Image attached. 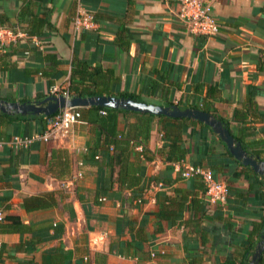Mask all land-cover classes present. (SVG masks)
<instances>
[{"label":"crops","instance_id":"0c3cea01","mask_svg":"<svg viewBox=\"0 0 264 264\" xmlns=\"http://www.w3.org/2000/svg\"><path fill=\"white\" fill-rule=\"evenodd\" d=\"M81 3L93 25L75 30L76 0H0V24L18 34L0 48V98L35 101L54 85L69 96L90 87L207 107L232 134L246 118V140L264 138V0H211L219 22L211 36L187 31L174 0ZM83 111L49 140L0 145V209L23 225L0 232V264H240L264 201L250 186L254 171L211 128L185 121V155L174 160L176 123L118 111L116 133L129 138L118 162L106 126ZM40 115L0 111V139L42 132ZM183 165L225 181V202L208 201L198 175L181 176ZM22 241L32 249H19ZM160 248L164 255L150 256Z\"/></svg>","mask_w":264,"mask_h":264},{"label":"built area","instance_id":"2783aa9c","mask_svg":"<svg viewBox=\"0 0 264 264\" xmlns=\"http://www.w3.org/2000/svg\"><path fill=\"white\" fill-rule=\"evenodd\" d=\"M176 2L177 9L174 14L184 24L187 31L193 34H203L211 36L219 31V22L215 18L212 12L211 0H174ZM77 8L74 18L72 20L75 30L82 28H88L93 25L92 12L84 7L81 0H76ZM14 33L7 26L0 24V48H2L6 42L13 41L17 38ZM38 43V42H36ZM27 53V51H25ZM48 93L50 95H60V87L54 85L49 88ZM62 95L68 97V91L63 90ZM105 113V110H101ZM81 119V112L79 108H61L53 115L46 119L45 129L42 132H36L32 135H12L7 139H0V145L8 144L14 149L27 147L33 139H42L44 141L67 131L75 123ZM198 175L205 186V195L210 202H225L228 194L227 185L225 181L216 178L210 169L203 168L201 166L183 165L181 170V176L184 178ZM81 176V172L76 173V178ZM103 199V198H102ZM141 198H137L139 202ZM4 219V213L0 209V221ZM2 242L0 240V247ZM165 254V249L153 250L150 252L151 257Z\"/></svg>","mask_w":264,"mask_h":264},{"label":"water","instance_id":"95a60500","mask_svg":"<svg viewBox=\"0 0 264 264\" xmlns=\"http://www.w3.org/2000/svg\"><path fill=\"white\" fill-rule=\"evenodd\" d=\"M89 106H105L114 109H126L154 115L169 117H185L207 125L223 141L229 153L244 166H249L264 179V161L249 154L236 140L230 129L211 112L199 108H181L176 104L162 105L136 100L130 96L92 95L69 96L48 95L35 101H7L0 98V111L7 114L51 116L61 108H83ZM264 250V234L256 242L248 264H257Z\"/></svg>","mask_w":264,"mask_h":264},{"label":"trees","instance_id":"16d2710c","mask_svg":"<svg viewBox=\"0 0 264 264\" xmlns=\"http://www.w3.org/2000/svg\"><path fill=\"white\" fill-rule=\"evenodd\" d=\"M72 94L74 96L80 95V96H89V95H96L98 94L97 91L90 89V87H83L80 89H75L73 90ZM124 96H130L133 99L136 100H140L139 98L132 96L130 94H123ZM168 105H172V103H168ZM197 107V106H194ZM201 109L206 110V111H211L210 109H208L207 107H201ZM80 112H81V118H82V111L84 110L85 112H87V115H85L84 117L88 120V121H92V122H97L100 125L106 126V130L108 132V143L113 145V148L118 149L117 152V159L118 162H121V158L123 156V154H125V152L127 151V145L129 143V138L122 135H117L116 133V112L118 111H125V112H130V113H134V114H141L144 115L148 118H153L155 116L163 119V120H167V121H172L174 123H176V126L174 127V141H172V147L169 148V151L171 152V158L174 160H181L184 155H185V147L183 142H181V140L179 139V133L183 132L186 130L185 126H184V122L189 120L191 122H198L194 119H190V118H185V117H179V118H175V117H169V116H165V115H154V114H149V113H142V112H137V111H131V110H126V109H114V108H109V107H105V106H89L87 108H79ZM101 110H105V113H102ZM83 111V112H84ZM32 117H36V116H32ZM49 116H41L40 118L42 119V128L43 130L45 129V125H46V119ZM217 118H219L220 120L223 121V123L229 128V122L228 120H226L225 118L216 116ZM235 117V115H234ZM246 118H243L242 121V126L241 128L235 133L233 134L234 138L238 141H240L242 147L251 155H253L254 157L258 158L259 160H263L264 161V138L263 139H250V140H246L247 136L250 135V128L249 125L246 124L245 122ZM65 155V151L60 150V170L64 169L63 165L61 163V157ZM244 169H249L251 170V168L249 166H243ZM252 174H254V178L250 181V186H257L259 187V191H258V195H259V199L264 201V179L262 176H260V178H258V176L255 174V172H252ZM263 188V189H262ZM141 197V193L140 192H135L133 193V198L137 199ZM40 199L42 198L41 196H33V197H28V199ZM27 200V198H26ZM21 227H23V225L21 224V222L19 221V219L13 215H4V219L2 221H0V232H8L14 229H21ZM264 234V216H262L260 218V220L256 221L253 223L252 229L249 232L247 238L245 239V242H243V247H244V252L242 254V258H241V262L240 264H248L251 254L253 252V249L255 247L256 242L260 239V236ZM19 249H26L27 251H30L32 249V246L30 245L29 242L27 241H22L19 244ZM2 251V245L0 247V252ZM228 264H234L231 261L226 262ZM257 264H264V250L260 256V258L258 259Z\"/></svg>","mask_w":264,"mask_h":264}]
</instances>
